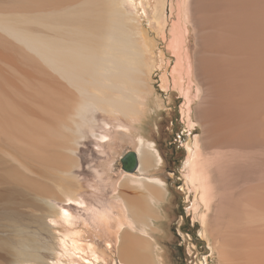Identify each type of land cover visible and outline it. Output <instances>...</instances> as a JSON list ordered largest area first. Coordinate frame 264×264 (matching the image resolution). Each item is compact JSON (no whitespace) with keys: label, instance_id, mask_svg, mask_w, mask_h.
Instances as JSON below:
<instances>
[{"label":"rangeland","instance_id":"obj_1","mask_svg":"<svg viewBox=\"0 0 264 264\" xmlns=\"http://www.w3.org/2000/svg\"><path fill=\"white\" fill-rule=\"evenodd\" d=\"M158 1L120 0L125 11L135 17L138 30L149 44L146 53V61L152 65L147 77L149 94L142 96L138 114L124 116L96 106L85 110L86 121L80 129L84 137L77 140L75 160L67 170L75 176L67 193L72 198L67 200L65 190L56 188L59 176L55 178L37 160H27L29 172L23 173L39 186L30 185L26 190L16 191L10 183L0 182V193L3 191L0 194V264H121L117 257V237L129 219L122 200L116 195L119 183L127 175L161 180L165 196L158 204L161 213L155 221L158 230H148V233L160 247L164 264H220L218 246L223 241L226 248L237 251L239 256L244 254L245 260V251L252 244L238 245L234 237L244 236L249 241L260 238V230L264 229V84H260L257 93L245 80L234 85L231 82L240 106H235L229 120L240 134L234 132L236 135H231L223 145H211L212 122L208 111L214 92L203 72L209 52L203 46L201 18L193 8V0H163L164 19L161 17L159 23ZM173 29L183 33L178 43L184 59L183 83L179 86H174L172 81L178 57L171 42ZM212 32L218 37L224 34L221 28ZM223 45L216 49L226 55L216 49L214 54L234 60L237 53L228 41ZM92 134H100L101 138ZM194 136L202 146L207 167L218 171L212 177L219 180V189L215 183L217 189L221 190L222 185L227 187L225 194L231 201L227 198L223 210L214 206L219 195L210 200L209 210L204 208L200 188L187 177L185 143L193 148ZM142 145L157 155V165L147 172L125 171L121 157ZM218 150L224 151L225 157L217 161L214 153ZM8 191L13 192L9 195ZM124 193L129 200L136 195L129 189ZM74 196L85 205H79ZM202 213L208 216V229V222L214 224L219 216L225 217L226 223L234 216L252 223L247 231L226 228L223 234L214 232L215 225L211 224L210 231L214 233L207 232L208 241Z\"/></svg>","mask_w":264,"mask_h":264},{"label":"bare ground","instance_id":"obj_2","mask_svg":"<svg viewBox=\"0 0 264 264\" xmlns=\"http://www.w3.org/2000/svg\"><path fill=\"white\" fill-rule=\"evenodd\" d=\"M162 1H158L159 11L157 8L159 23L164 19ZM193 1V8L200 16L199 20L201 18L199 28L204 36V50L209 52L204 59L203 72L214 92L208 111L212 122L209 143L219 146L231 135L240 134L229 120L235 106H240L231 82L234 85L245 80L257 93L260 84H264V0ZM220 28L224 34L218 37L212 31ZM181 33L172 30L171 42L178 52L172 70L174 86L183 83L184 59L178 51ZM224 41H228L237 53L234 60L214 54L216 48L224 46ZM147 51L148 41L138 30L135 17L125 11L120 0H0V182L10 183L16 191L26 190L30 185L39 186L23 173L29 172L27 160H37L54 177L59 176L56 188L65 190L68 195L73 184L71 179L75 176L67 170L74 163L77 140L84 137L80 129L86 121L85 110L96 106L101 110L110 108L124 116L138 114L142 96L149 94L147 77L152 65L146 61ZM164 82L168 87L166 78ZM92 135L101 138L100 134ZM193 140V148L185 143L187 177L200 188L204 208L209 210L210 200L219 195L214 206L223 210L227 198L231 201L225 194L227 187L222 185L218 190L219 180L212 178L213 172L218 171L207 167V158L202 155L198 138L194 136ZM223 152L214 153L217 161L225 157ZM135 153L136 171L144 172L151 161L155 164L159 161L157 155L144 145ZM140 181L141 194L135 195L137 199L135 196V199L130 198L133 202L122 192L120 194L128 213L144 221L155 214L151 203L160 195L161 189L147 177L141 176ZM121 186L125 187V182ZM75 201L85 205L78 197ZM201 215L208 241V233L213 232L210 231L212 225H215L214 232L222 231L223 234L226 228L247 231L252 223L249 219L245 222L238 219L241 216H234L226 223L225 217L217 214L219 217L213 215L216 217L214 224L208 222V229V216ZM262 229L260 238L252 241L244 236L234 237L238 245L252 244L247 247V253L245 251V260L244 254L239 256L237 251L226 248V241H223L218 246L219 263L264 264ZM118 256L121 264H133L135 260L151 263L152 245L145 239L133 240L125 233Z\"/></svg>","mask_w":264,"mask_h":264},{"label":"crops","instance_id":"obj_3","mask_svg":"<svg viewBox=\"0 0 264 264\" xmlns=\"http://www.w3.org/2000/svg\"><path fill=\"white\" fill-rule=\"evenodd\" d=\"M157 163L158 162H156V164H155V161L152 162V164H150V166L148 165L146 167V171H144V172H147V171L153 169L157 165ZM140 177L141 176L127 175L119 183L120 190L118 191V195H116V196L119 197L123 202V205H124L125 210H126L127 215H128L129 223L127 222L126 223L127 226L122 228V230L118 234V237H117V257L119 259L118 248L122 242V237L126 233L133 240L145 239L146 241H148L152 245V261H151V263H144V264H164L162 253L160 252V247L157 246V243L154 241L152 235L148 233L149 232L148 230H158L157 226L155 225V221L160 217V214H161L158 204L161 201H163L164 196H165V192H164V188L161 184V180L157 177L142 176V177H147L149 179V181H151V183H157L158 187L161 189V192H159L160 195L158 197H154L153 201L151 203V207H153V209L155 210V214L152 217L144 219V221H141V218H134L128 213V208L124 202V199L122 198V196L120 194L122 192L124 196L128 197L123 192V191L128 190V189L131 190L133 194H137V195L141 194L140 189H141V183L142 182L140 181ZM122 182H125V184H126L125 187L121 186ZM133 264H143V263L139 260H135V261H133Z\"/></svg>","mask_w":264,"mask_h":264},{"label":"water","instance_id":"obj_4","mask_svg":"<svg viewBox=\"0 0 264 264\" xmlns=\"http://www.w3.org/2000/svg\"><path fill=\"white\" fill-rule=\"evenodd\" d=\"M122 168L127 172H134L137 169V156L134 151H128L121 157Z\"/></svg>","mask_w":264,"mask_h":264}]
</instances>
